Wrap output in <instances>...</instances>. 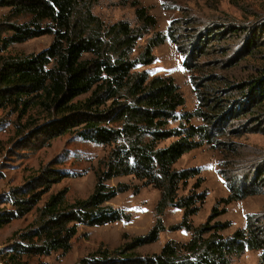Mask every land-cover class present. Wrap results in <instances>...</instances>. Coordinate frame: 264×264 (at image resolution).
Wrapping results in <instances>:
<instances>
[{
    "label": "trees",
    "instance_id": "obj_1",
    "mask_svg": "<svg viewBox=\"0 0 264 264\" xmlns=\"http://www.w3.org/2000/svg\"><path fill=\"white\" fill-rule=\"evenodd\" d=\"M95 2L0 0V8L8 10L0 19V110L16 115L15 135L26 141L42 133L48 137L68 133L109 148L94 170L95 184L86 198L69 202L64 189L50 193L39 206L53 185L70 177L53 165L1 195L0 206H5L0 207V228L31 213L35 217L13 234V241L0 252V264H48L38 258L68 253L79 226L128 222L129 214L108 203L130 187L107 185L128 176L139 181L140 188L151 186L159 192L154 226L111 251L100 247L76 264H229L246 251L260 252L259 264H264V217H247L245 227L230 236L223 235L230 222L219 220L229 204L264 194V162H258L252 174H225L228 196L197 227L191 218L207 199L203 179L197 168H175L185 154L203 145L233 152L230 136L237 130L264 133V13L249 26L229 22L231 26L222 24L224 28L214 31L212 22L181 30L170 22L166 34H153L156 21L136 0L129 5L138 27L127 21L106 25L93 13ZM227 29L230 36L245 37L237 46L241 53L237 61L260 62L234 83L214 74L217 62H210L208 74L198 63L210 51L209 39ZM260 31L262 37L256 41ZM149 33L152 36L140 47L138 42ZM45 35L52 41L38 53L2 54L13 44ZM165 40L176 46L190 74L198 102L193 112H182L185 99L172 78L144 69L155 60L153 49ZM218 46L212 48L213 56L225 54ZM195 74L200 87L194 85ZM194 118L199 125L192 124ZM242 119L245 124L234 125ZM167 208L182 210L181 222L171 230L190 232V239L168 241L157 253H139L165 230L161 217Z\"/></svg>",
    "mask_w": 264,
    "mask_h": 264
},
{
    "label": "rangeland",
    "instance_id": "obj_2",
    "mask_svg": "<svg viewBox=\"0 0 264 264\" xmlns=\"http://www.w3.org/2000/svg\"><path fill=\"white\" fill-rule=\"evenodd\" d=\"M130 1L96 0L93 13L106 25L127 21L131 27H138L139 23L135 17L134 8L129 5ZM136 1L147 8L149 14L155 19L156 26L152 31L153 34H166L170 22L175 23L181 30L184 27L201 28L212 22L216 23L212 27L214 31L220 27L224 28L222 24L230 25L229 22L249 26L254 17L264 13V2L261 0ZM7 12L6 8H0V19ZM229 31L228 29L223 30L221 36L214 34L209 39L210 45H212L210 49L208 48L210 51L198 58V63L199 66L204 67L203 70H207L206 74H208L210 62H217L214 74L230 79L234 83L246 78L254 67L260 65V62H253L248 58L237 61L238 57H241V53L237 52V46L245 41V37L238 39L237 36H230ZM152 33L139 41L138 45L144 46L146 39L151 37ZM257 36L256 41H259L262 37L261 31L257 33ZM51 41L52 36H41L20 44H13L2 54L38 53L47 48ZM218 44L225 49L223 56L212 55L214 53L212 48L219 47ZM221 52L219 50V53ZM153 55L154 62L144 69L153 75L172 78L185 99L182 112H193L198 104L196 92L190 81V74L182 66V57L176 50V46L169 40H165L153 49ZM193 81L196 83L194 85L200 87L201 81L197 80V74L194 75ZM15 120L16 115H10L6 111L0 110V121H2L0 123H3L0 124V127L2 126L0 130V197L9 190L22 186L32 176L38 175L40 169L53 165V168L64 170L70 177L53 185L51 191L42 197L39 206L43 204L50 193L64 189L67 191L66 198L69 202L86 198L92 192L95 184L94 170L109 148L83 142L68 133L54 137H48L47 134L42 133L22 141L14 133ZM192 124L199 125V119L194 118ZM243 124H245V120L242 119L234 125ZM237 131L236 134L230 136V142L235 152L215 150L208 145H203L185 154L175 164L177 169H199L200 177L203 179L201 189L207 191L205 203L199 213L191 218L193 227L203 223L209 216L212 207L228 196L229 191L223 178L225 174L228 172L232 175H243L250 172L252 174L257 163L264 162V133ZM193 183L194 179L190 180L186 190H182L180 193H186ZM117 184H126L131 190L118 194L108 204L129 214L128 222L122 220L104 226H79L76 236L71 241V249L68 253L62 255L57 252L47 257L38 258L39 261L48 264H76L79 259L100 247L111 251L126 243L131 237L146 234L156 221L155 206L159 199V192L151 186L140 188L141 183L130 176L114 178L107 182L110 187ZM261 186L264 187V185ZM135 187H139L137 192ZM2 206L5 205L0 207ZM7 207L9 208V206ZM226 211V214L219 217V220L230 222V228L223 232V235L230 236L235 230L245 227L247 217H264V194L233 202L226 206ZM34 217L35 214L31 213L0 228V252L5 251L6 246L13 241V234L25 229ZM161 220L165 230L160 232L155 243L139 248V253L143 255L157 253L168 241L185 243L190 239V232L171 230V227L178 225L182 220L181 209L167 208ZM259 257L260 252L258 251H246L239 257L231 258L229 264H259Z\"/></svg>",
    "mask_w": 264,
    "mask_h": 264
}]
</instances>
